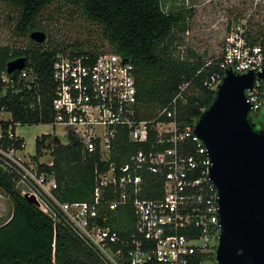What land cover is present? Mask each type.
Returning <instances> with one entry per match:
<instances>
[{"label":"built area","instance_id":"2783aa9c","mask_svg":"<svg viewBox=\"0 0 264 264\" xmlns=\"http://www.w3.org/2000/svg\"><path fill=\"white\" fill-rule=\"evenodd\" d=\"M237 20L228 23L220 56L206 60V67H218L205 83L214 92L228 70L264 72V34L253 33L248 20ZM19 72V81H35L30 70ZM12 75H2V81L13 86ZM53 78L51 124L69 127L86 157L95 158L94 200L62 202L55 175L39 169L52 166L53 159L23 156L26 144L17 128L0 123V162L20 194L34 197L42 212L71 229L104 264H217L220 208L212 161L195 134L197 122L179 121L191 83H183L156 118L143 120L136 68L123 55L60 53ZM246 96L252 114L264 110V77L256 78ZM122 139L137 150L122 149ZM128 209L135 227L123 237L110 221Z\"/></svg>","mask_w":264,"mask_h":264},{"label":"trees","instance_id":"16d2710c","mask_svg":"<svg viewBox=\"0 0 264 264\" xmlns=\"http://www.w3.org/2000/svg\"><path fill=\"white\" fill-rule=\"evenodd\" d=\"M21 15L17 29L25 36L40 28L37 19L56 1L80 7L84 14L101 26L102 37L110 46L109 51L130 59L136 68L138 88V115L140 119L156 118L179 93L181 85L191 83L186 92L187 101L179 105V121L195 124L212 104L216 92L205 85L216 65L206 67V59L192 49L185 59L178 55L184 36L189 31L193 9L166 10L161 0H3ZM251 23L249 26L251 28ZM252 30V29H251ZM255 33V31H254ZM257 35L262 34L256 31ZM264 34V33H263ZM258 37L253 41H259ZM264 43V42H263ZM71 53L86 52L81 45H69ZM60 53L67 49L46 50L43 45L34 49L14 50L0 47V112L11 114L8 126L51 124L54 120L52 103L56 84L53 65ZM98 56V51H91ZM25 57L26 69L35 81L18 80L17 71L10 79L2 81L7 65L14 59ZM253 114L256 120L264 119V110ZM257 116V117H256ZM262 127H258L261 129ZM49 137L43 135L36 141V160L44 156ZM24 140L20 139V143ZM18 143L17 145H20ZM122 149L137 150L126 139L120 140ZM53 165H39L41 171L53 173L58 183L56 195L62 202H92L96 186L94 157H86L78 142L68 145L55 144L52 149ZM124 158L123 160H125ZM0 190L14 204V214L0 225V264H104L67 226L53 220L36 205L27 201L16 189L12 175L0 162ZM151 198V193L147 194ZM125 237L134 231L132 210L120 212L110 221Z\"/></svg>","mask_w":264,"mask_h":264},{"label":"water","instance_id":"95a60500","mask_svg":"<svg viewBox=\"0 0 264 264\" xmlns=\"http://www.w3.org/2000/svg\"><path fill=\"white\" fill-rule=\"evenodd\" d=\"M37 44L45 33L34 31ZM27 59L7 65V74L22 71ZM263 73H225L212 104L202 113L195 134L212 161L210 177L218 191L220 235L217 264H264V128L253 122L246 92ZM37 205L34 197H25Z\"/></svg>","mask_w":264,"mask_h":264},{"label":"rangeland","instance_id":"374dc122","mask_svg":"<svg viewBox=\"0 0 264 264\" xmlns=\"http://www.w3.org/2000/svg\"><path fill=\"white\" fill-rule=\"evenodd\" d=\"M165 9H193L194 15L189 20V31L184 36L183 45L178 55L187 56V50L192 49L206 60L220 56L228 23L248 20L254 33H264V0H161ZM168 7V8H167ZM20 11L11 4L0 0V47H10L14 50L37 48L43 45L46 50L67 49L69 45L79 44L85 51H109L108 42L102 37V28L93 23L74 5L56 1L47 7L37 19L40 28L32 30L25 36H19L17 29L20 21ZM41 31L46 35L43 44H37L31 34ZM1 93V92H0ZM11 119V114L0 112V120ZM16 133L25 140L26 148L21 154L36 155V141L46 135L50 148L44 149L43 162L53 159L51 152L55 144L68 145L75 142L76 137L70 128L64 125H18ZM14 214V204L0 190V225L8 222Z\"/></svg>","mask_w":264,"mask_h":264},{"label":"flooded vegetation","instance_id":"af4514ba","mask_svg":"<svg viewBox=\"0 0 264 264\" xmlns=\"http://www.w3.org/2000/svg\"><path fill=\"white\" fill-rule=\"evenodd\" d=\"M260 113V115L263 113V112H259ZM257 117V116H256ZM253 120V122L255 123V125H256V127L258 128V127H262V128H264V119L263 120H256V119H252Z\"/></svg>","mask_w":264,"mask_h":264},{"label":"crops","instance_id":"0c3cea01","mask_svg":"<svg viewBox=\"0 0 264 264\" xmlns=\"http://www.w3.org/2000/svg\"><path fill=\"white\" fill-rule=\"evenodd\" d=\"M170 2H165V4H164V2H163V4L166 6V5H168ZM164 6V7H165ZM168 8V7H167ZM166 10H168V9H166Z\"/></svg>","mask_w":264,"mask_h":264}]
</instances>
